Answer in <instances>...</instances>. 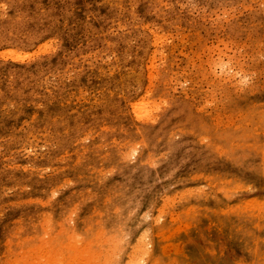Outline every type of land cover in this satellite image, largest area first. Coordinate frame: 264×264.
I'll list each match as a JSON object with an SVG mask.
<instances>
[{
	"label": "rangeland",
	"instance_id": "rangeland-1",
	"mask_svg": "<svg viewBox=\"0 0 264 264\" xmlns=\"http://www.w3.org/2000/svg\"><path fill=\"white\" fill-rule=\"evenodd\" d=\"M145 215V264H264V0H0V264H120Z\"/></svg>",
	"mask_w": 264,
	"mask_h": 264
},
{
	"label": "bare ground",
	"instance_id": "bare-ground-1",
	"mask_svg": "<svg viewBox=\"0 0 264 264\" xmlns=\"http://www.w3.org/2000/svg\"><path fill=\"white\" fill-rule=\"evenodd\" d=\"M10 54L11 55H14L15 54V52H13V51H10ZM17 55L15 56V58H21L20 57V54L19 53H16ZM125 89V88H124ZM104 98H105V102H106V107L107 108H110L109 106L110 105H113V107L115 106L114 105V102H119L118 101V97L117 96H114L113 95V92H112V88H109L105 93H104ZM114 101V102H113ZM140 105V104H139ZM139 105L138 104H134V102H132L131 103V108L133 109V113H136V116L137 117H141V109L143 108V107H140V109L138 108L139 107ZM118 108H120V109H115V112L113 113H110L108 116V119L110 118V120L108 121V120H106V118L104 117V120H102V122H103V124L105 125L104 127H106L107 125H109V126H111L113 129H114V131H116L117 130V125L116 124H118V123H116V120H117V117H118V119H119V116H122L121 115V107H118ZM111 109V111H114V110H112V108H110ZM143 111H145V109H143ZM143 113H145V112H143ZM141 114V115H140ZM107 116V114H104V116ZM145 116V115H144ZM98 117L96 116V117H91V116H87V115H83L78 121H80V122H82V123H87L89 120H92V122L91 123H97V120L99 119H97ZM102 118V117H101ZM108 122H109V124H108ZM142 123V125H144L145 126V122H141ZM61 124V123H60ZM88 124V123H87ZM120 124V123H119ZM73 125V124H72ZM89 125V124H88ZM113 125V126H112ZM125 125V124H124ZM90 126H92V125H90ZM71 128V126H70V123H69V121H65L64 122V124L62 125H60V126H58V128L56 129V131H57V134H59L60 136H62V138H63V140L65 141V139H72V140H74V139H77V137H73V138H65V137H69L68 135H71L72 133H74L73 131H72V133H71V130H72V128H71V130H70V128ZM96 127V126H95ZM92 128V127H91ZM109 128V127H108ZM119 128V127H118ZM121 128V127H120ZM119 128V129H120ZM135 128H137V127H135ZM140 128V127H139ZM118 129V130H119ZM127 129V128H126ZM109 131H107V132H110V129H108ZM124 132V131H123ZM77 134H79L78 132H77ZM125 134V133H124ZM132 133H130V134H126V135H131ZM77 136H79V135H77ZM128 137V136H127ZM103 147V146H102ZM75 148V147H74ZM100 148H101V146H100ZM103 149V148H102ZM68 150H69V148H68ZM70 151V150H69ZM53 153V152H52ZM66 153H68V151H66ZM132 153V152H131ZM125 154V153H124ZM46 160H48V159H46ZM43 161L44 160H38V161H36V160H34V161H32V174H30V176H31V179L32 178H35V177H37L38 176V174H39V171H41V169H42V163H43ZM56 167V166H55ZM55 167H53L54 169H55ZM58 167V166H57ZM136 167V166H135ZM61 169V168H60ZM70 169V168H69ZM15 170H16V172L19 174L18 176H20V174L22 173L21 171H25V170H28V169H26V167H23L22 168V166H16V168H15ZM39 170V171H38ZM55 171H56V169H55ZM57 171H59V169L57 170ZM61 171H63V170H61ZM60 171V172H61ZM27 172H29V171H27ZM26 172V173H27ZM60 172H58V173H60ZM64 172V171H63ZM56 173V172H55ZM54 173V175H56ZM138 174H140V173H138ZM58 175V174H57ZM58 176H61V175H58ZM141 176V175H140ZM20 178H22V179H26L24 176H21ZM60 178V177H59ZM13 179V178H12ZM132 179V178H131ZM130 179V180H131ZM31 183H32V180H31ZM49 185H51V183L49 184ZM134 190V189H133ZM217 191V190H216ZM135 192V191H134ZM140 193V192H139ZM186 196H187V194H186ZM221 210V209H220ZM146 215L144 216V217H141V216H137L135 219H132L133 221H132V223L129 225V226H127L128 228L127 229H129V232H128V234H129V240L127 241V243L124 245V247H123V249H122V252H123V257L121 258V261H120V264H145V255H147L148 254V249L150 248V245L148 244L150 241V238H151V236H149V230H150V228L148 229V228H146V227H144L143 225H142V222H141V220H142V218L144 219H146ZM46 220V219H45ZM44 220V221H45ZM155 220H156V218H155ZM155 220H152V222H154ZM43 221V222H44ZM47 221V220H46ZM145 221V220H144ZM47 223V222H46ZM49 223V222H48ZM29 229V228H28ZM48 231V230H47ZM49 232V231H48ZM125 232V231H124ZM126 233V232H125ZM105 234V233H104ZM106 234H108V235H110V232H108V231H106ZM108 235H106V237L107 238H104L106 241H108L107 243H109V245H110V249H112L111 247L113 246V247H118V246H116L117 245V243H118V239L116 240V239H114V241L112 240V237L110 236V238L108 237ZM151 235V234H150ZM153 235V234H152ZM152 237H154L155 238V235H153ZM158 237V236H157ZM29 238V237H28ZM123 238V237H122ZM71 239V238H70ZM69 239V240H70ZM111 239V240H110ZM28 240V239H27ZM30 240V239H29ZM126 240V239H125ZM75 241H77V240H75ZM79 241V240H78ZM124 241V240H123ZM45 242V241H44ZM115 242V243H114ZM117 242V243H116ZM72 243V242H71ZM78 243V242H77ZM106 243V244H107ZM25 244H26V241H25ZM86 244H88V243H86ZM119 244V243H118ZM47 245V244H46ZM70 246V245H69ZM78 246V245H77ZM122 246V245H121ZM148 246H149V248H148ZM42 247V246H41ZM64 247V246H63ZM86 247V246H85ZM88 247V246H87ZM48 248V247H47ZM114 248V249H115ZM119 248V247H118ZM117 248V249H118ZM110 249H107L106 250V252H107V255L109 254V252L111 251ZM47 250V249H46ZM86 250V249H85ZM109 250V251H108ZM34 251V250H33ZM50 251V250H49ZM97 251V250H96ZM56 252V251H55ZM77 252V251H76ZM50 253V252H49ZM54 253V252H53ZM53 253H52V255H53ZM92 253H94V252H92ZM98 253H100V250H99V252ZM58 254V253H57ZM82 254V253H81ZM85 254V252L83 253V255ZM150 254V253H149ZM36 255V254H35ZM41 255V254H40ZM43 255V254H42ZM62 255V254H61ZM95 255V254H94ZM111 255V254H110ZM122 255V254H121ZM78 256H80L81 258L83 257V256H81V255H78ZM78 256H74L73 258H71L67 263L68 264H76V262H77V260H79L78 258H80V257H78ZM87 256V255H86ZM106 256V255H105ZM25 257V256H24ZM44 257V256H43ZM72 257V256H71ZM88 257V256H87ZM87 257H83V258H87ZM93 257V256H92ZM107 257V256H106ZM111 257V256H110ZM115 257V256H114ZM49 258V257H48ZM53 258V257H52ZM57 258H60V256L59 257H57ZM80 258V260L82 261V259ZM118 258V257H117ZM39 259V258H38ZM40 259H41V257H40ZM46 259V258H45ZM56 259V258H55ZM54 259V260H55ZM94 259V258H93ZM103 259V258H102ZM112 259V258H111ZM16 260V259H15ZM42 260V259H41ZM40 260V261H41ZM57 260V259H56ZM105 260V259H104ZM107 260H109V258L107 259ZM103 261V263L102 264H111L112 263V261L111 262H108V261ZM113 260H114V258H113ZM44 261V260H43ZM58 261H60V260H58ZM58 261H57V263H58ZM96 261V260H95ZM110 261V260H109ZM115 261V262H114ZM113 261V263H116L117 264V259L116 260H114ZM42 262V261H41ZM45 262V261H44ZM49 262V261H48ZM50 262H51V260H50ZM79 262V261H78ZM94 262V261H93ZM43 263V262H42ZM56 263V262H55ZM56 263V264H57ZM61 264H62V262H60ZM81 263V262H80ZM88 263V262H87ZM86 263V261H85V264H87ZM112 263V264H113ZM16 264V263H15ZM59 264V263H58ZM93 264H96V263H93ZM97 264H101L100 262L98 263L97 262Z\"/></svg>",
	"mask_w": 264,
	"mask_h": 264
}]
</instances>
